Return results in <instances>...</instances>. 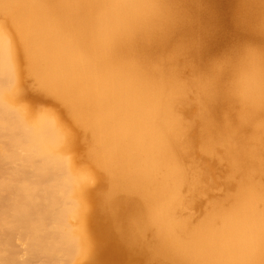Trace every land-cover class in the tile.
Instances as JSON below:
<instances>
[{
    "label": "bare ground",
    "instance_id": "1",
    "mask_svg": "<svg viewBox=\"0 0 264 264\" xmlns=\"http://www.w3.org/2000/svg\"><path fill=\"white\" fill-rule=\"evenodd\" d=\"M0 264H264V0H0Z\"/></svg>",
    "mask_w": 264,
    "mask_h": 264
}]
</instances>
